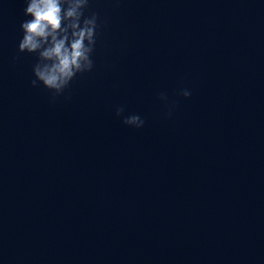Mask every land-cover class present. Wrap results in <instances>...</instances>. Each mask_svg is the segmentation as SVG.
<instances>
[{
    "label": "water",
    "instance_id": "water-1",
    "mask_svg": "<svg viewBox=\"0 0 264 264\" xmlns=\"http://www.w3.org/2000/svg\"><path fill=\"white\" fill-rule=\"evenodd\" d=\"M27 3L0 0V264H264V0H89L55 102Z\"/></svg>",
    "mask_w": 264,
    "mask_h": 264
},
{
    "label": "clouds",
    "instance_id": "clouds-1",
    "mask_svg": "<svg viewBox=\"0 0 264 264\" xmlns=\"http://www.w3.org/2000/svg\"><path fill=\"white\" fill-rule=\"evenodd\" d=\"M89 0H28L25 15L31 19L21 23L23 36L19 52L35 53V79L32 87L42 85L52 93V101L60 97L78 74L91 72L94 68L92 55L98 35V16H85ZM179 95L187 98L188 89ZM161 99L167 97L161 93ZM174 107V106H173ZM125 108L117 106L115 115L122 123L142 128L145 121L136 114L125 115ZM171 109L168 112L170 116Z\"/></svg>",
    "mask_w": 264,
    "mask_h": 264
}]
</instances>
